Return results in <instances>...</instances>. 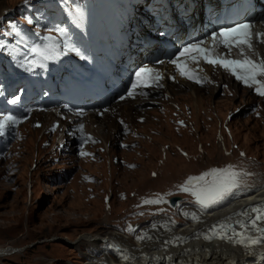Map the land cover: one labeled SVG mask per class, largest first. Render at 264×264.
Instances as JSON below:
<instances>
[{
  "label": "rangeland",
  "instance_id": "374dc122",
  "mask_svg": "<svg viewBox=\"0 0 264 264\" xmlns=\"http://www.w3.org/2000/svg\"><path fill=\"white\" fill-rule=\"evenodd\" d=\"M82 1L0 0V81L31 67L34 43L45 42L72 15L70 5L79 9ZM6 10L16 18L4 19ZM209 73L215 84H170L157 99L115 103L102 117L93 115L86 129L95 139L81 151H59L58 132L46 131L52 115L37 113L21 124L9 152L0 155V252L18 254L0 257V264L117 262L124 253L93 236L119 235L141 253L154 235L178 234L262 192L264 97L257 85ZM225 169L240 174L238 187L209 207L182 190ZM172 197L182 201L172 207ZM263 254L243 264H264Z\"/></svg>",
  "mask_w": 264,
  "mask_h": 264
},
{
  "label": "bare ground",
  "instance_id": "6f19581e",
  "mask_svg": "<svg viewBox=\"0 0 264 264\" xmlns=\"http://www.w3.org/2000/svg\"><path fill=\"white\" fill-rule=\"evenodd\" d=\"M136 102L138 104L135 109L141 108V101ZM134 105L129 102L126 111L134 110ZM257 216H264V190L240 198L227 209L206 217L203 221L199 220V223H194L178 234L162 235L163 237L154 235L152 241L139 247L142 249L141 253L133 251L116 234H99L92 238L101 241L102 247L106 249H112L117 254L124 253V257L116 255L117 262L108 261L107 264H243L252 258L258 259V255L264 253L260 249L264 246V220H257L255 225L252 223ZM243 240L251 241L250 245L242 247ZM16 253L15 250L1 251L0 257Z\"/></svg>",
  "mask_w": 264,
  "mask_h": 264
},
{
  "label": "snow or ice",
  "instance_id": "6c2138e0",
  "mask_svg": "<svg viewBox=\"0 0 264 264\" xmlns=\"http://www.w3.org/2000/svg\"><path fill=\"white\" fill-rule=\"evenodd\" d=\"M249 28V25L241 24L233 28L224 29L218 36L212 37L214 42L219 41L225 48L231 49L232 47H236L241 49L240 55L243 59L229 60L223 57L211 58L210 50L201 46L203 42L188 45L179 55L186 56L196 53L207 63L213 66L219 65L226 71H229L238 81L243 82L246 86L251 88L253 85H257V94L264 96V82L257 79V77H264V62L257 63L248 58L243 52L244 47H247L248 50L252 49ZM195 59V56H193L194 61ZM178 60L179 57H177V60H173L172 63L176 65L180 74L186 76L188 79H194L193 74L187 70L186 65L178 63ZM136 77L137 81L133 84V88L140 86L147 87L149 86V80L153 79L151 70L148 69H141L136 73ZM154 78L158 80L159 76ZM196 82L199 83L200 81L197 79ZM129 95H132V93L130 92ZM0 127H2V125H0ZM239 175V173L232 169L213 170L207 174V176L212 177L210 181L206 176H201L196 180H190L188 186L183 187L182 190L190 192L191 195L196 198L197 203L202 207H209L219 200H222L225 196L229 195L234 188L238 187ZM257 220H264V216H257L252 221L253 225H255ZM253 243H257V241H253Z\"/></svg>",
  "mask_w": 264,
  "mask_h": 264
},
{
  "label": "water",
  "instance_id": "95a60500",
  "mask_svg": "<svg viewBox=\"0 0 264 264\" xmlns=\"http://www.w3.org/2000/svg\"><path fill=\"white\" fill-rule=\"evenodd\" d=\"M179 200H180V198H173V199H171V203L173 205H175L177 203V201H179Z\"/></svg>",
  "mask_w": 264,
  "mask_h": 264
}]
</instances>
